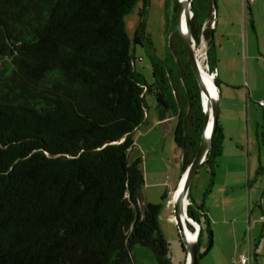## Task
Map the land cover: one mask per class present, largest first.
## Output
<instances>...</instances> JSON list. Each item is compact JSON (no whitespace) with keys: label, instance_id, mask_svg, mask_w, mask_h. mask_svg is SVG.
I'll list each match as a JSON object with an SVG mask.
<instances>
[{"label":"trees","instance_id":"trees-1","mask_svg":"<svg viewBox=\"0 0 264 264\" xmlns=\"http://www.w3.org/2000/svg\"><path fill=\"white\" fill-rule=\"evenodd\" d=\"M137 1L0 0V264H172L160 204L138 203L142 159L129 160L128 151L152 93L158 119H175L182 174L203 111L176 28L169 55H150L152 82L136 71L124 19ZM192 13L191 35L205 37L215 70L212 29H202L212 0H192ZM142 33L141 24L135 44L143 45ZM222 139L218 123L199 165L209 186ZM187 215L199 222L192 201Z\"/></svg>","mask_w":264,"mask_h":264},{"label":"crops","instance_id":"crops-1","mask_svg":"<svg viewBox=\"0 0 264 264\" xmlns=\"http://www.w3.org/2000/svg\"><path fill=\"white\" fill-rule=\"evenodd\" d=\"M216 2L217 8L212 6L211 14L214 19V55L218 57L217 61L215 56V71L220 93L219 125L223 134L222 151L216 160L211 185L209 186L208 173L207 187L202 189L204 191L201 196L195 200L190 193L189 201L193 202V208L199 215L201 212L205 215L204 228L208 230L206 244L209 243V247L203 255L209 256L219 251L220 255L223 254L226 264H235L233 255L245 248L246 197H243L242 186L244 178L248 175L249 197L252 203V236L254 239L259 238L255 244V260L259 264V260H264V230L257 221L259 215L264 214V88L251 86L248 81L246 88L244 85L234 86L227 72L229 61L235 55L240 57V49L242 51L243 46L247 68L250 60H264V29L260 28L252 9V6L264 9V0H254L245 7L241 0ZM234 47H237L236 54L231 52ZM245 89L247 100L244 97ZM244 105L247 115L249 112L246 120H242ZM147 114L149 117L146 111ZM170 120H174L175 125L174 118L156 121L164 124ZM245 144L249 147L247 152Z\"/></svg>","mask_w":264,"mask_h":264},{"label":"rangeland","instance_id":"rangeland-1","mask_svg":"<svg viewBox=\"0 0 264 264\" xmlns=\"http://www.w3.org/2000/svg\"><path fill=\"white\" fill-rule=\"evenodd\" d=\"M252 9L255 13L257 23H259L260 28L262 27L264 29V9L254 6H252ZM124 20L127 35L132 43L135 69L143 75L146 83H151L152 70L150 55L154 54L156 57L163 59L170 53L169 40L175 28L173 0H138L131 12L125 16ZM141 24L143 32L141 41L143 45L133 42L135 31ZM144 37H148L150 40L153 53L146 45ZM231 52L236 54L237 47L232 48ZM245 55V46H243L242 51L240 49V57L235 55L229 61V69L227 72L229 80L234 86L244 85L246 88V82L248 81L251 86L261 89L264 88V60L262 58V61L259 62L250 60L247 68ZM144 104L147 113H149V117L147 114L146 121L140 128L133 132L134 146L128 151L129 160L137 156H140L142 159L141 165L144 183L139 191L140 198L138 203L140 205L141 202L142 205L145 202L160 204L158 222L160 231L168 242V256L172 264H182L184 252L172 212V193L176 186L179 173L185 166V163L182 162L181 149L174 142V120H170L164 124L156 121L158 116L155 110V98L152 93H145ZM242 112V120H246L249 112L247 111V115L245 105ZM260 142L263 146L261 138ZM262 146L261 149L263 150ZM207 178L208 169L203 166L200 167L194 175L189 190L193 199L196 200L201 196L204 191L202 189L207 187ZM246 178H244L245 184L243 183L242 186L244 190L243 197H246ZM165 193L167 197L163 199L162 196ZM187 200H189L188 197ZM189 231L194 234L193 231ZM262 240L264 241V233ZM200 264H226V260L223 258V254L220 255V252L217 251V254L213 252L209 256L203 255L200 259ZM259 264H264V260L263 262L259 260Z\"/></svg>","mask_w":264,"mask_h":264},{"label":"water","instance_id":"water-1","mask_svg":"<svg viewBox=\"0 0 264 264\" xmlns=\"http://www.w3.org/2000/svg\"><path fill=\"white\" fill-rule=\"evenodd\" d=\"M212 6L215 8L216 6L215 0H212ZM184 7H186V11H185L184 27L182 29V13ZM192 15H193L192 0H177L176 10H175V28L178 33L179 41L181 43L185 57L190 65V68L199 86L201 106L203 111V122H202L201 138L197 151L194 157L192 158L191 162L187 165L186 173L184 175L183 173L180 175L179 179L177 180L176 186L173 190L172 212L175 216V224L178 229V234L181 239L182 246L186 251L185 264H200L201 251L199 246V240L197 237L193 241L189 238L188 234L186 233L181 223V215L183 212L188 219L193 220L190 216L187 215V206L184 207L183 202L184 199L188 197L192 180L199 168V165L205 160L206 155L211 147L212 139L219 123L220 93H219V88L215 83L217 88V93L216 95H212V94L210 95L203 81L202 75L200 73L192 47V35L190 31ZM211 36H213V31H211ZM203 94L206 96L208 100L206 104H204L203 102V97H202ZM208 107L211 109V120L209 127H207V122L209 118Z\"/></svg>","mask_w":264,"mask_h":264},{"label":"built area","instance_id":"built-area-1","mask_svg":"<svg viewBox=\"0 0 264 264\" xmlns=\"http://www.w3.org/2000/svg\"><path fill=\"white\" fill-rule=\"evenodd\" d=\"M254 0H241L243 7H245L246 5H249L250 3H252ZM208 25L210 28H213L214 26V19H213V14H212V18L209 19V21H205L202 24V29ZM192 47H193V52H194V56L196 60H200L201 62H203L205 64V66L207 67V69L209 70V66H208V60H207V49H208V43L207 40L205 39V37L200 34L199 39L197 41L194 40V38H192ZM214 77L216 76V71L212 70L211 72ZM245 100H247V91L245 89ZM245 150L247 152L248 150V145L245 144ZM247 160V158H246ZM250 182V177L247 175L246 178V188H245V192H246V226H245V248L243 251H238V253L233 257V262L238 263V264H256L255 262V240L252 236V227H253V219L251 216V207H252V203L250 201V197H249V189H248V184ZM190 203V201L188 200L187 205ZM257 221L264 226V214L259 215V217L257 218ZM198 224V233H199V229L202 227V229H204V226L206 224L205 221V215L204 212L200 213V217H199V222H197ZM197 233V236H198ZM206 238H207V234L206 232H204L203 237H202V242L200 244V251L202 252L205 247H206Z\"/></svg>","mask_w":264,"mask_h":264},{"label":"bare ground","instance_id":"bare-ground-1","mask_svg":"<svg viewBox=\"0 0 264 264\" xmlns=\"http://www.w3.org/2000/svg\"><path fill=\"white\" fill-rule=\"evenodd\" d=\"M185 11H186V7H184L183 13H182V29L184 27V22H185ZM198 63H199L200 73L202 75L203 81H204V83H205V85H206V87H207L210 95L211 94L212 95H216L217 88H216V85H215V82H214V78H215L214 75L207 69V67L205 66V64L203 62H201L200 60H197V64ZM202 97H203L204 104H206L207 101H208L207 98H206V96L203 94ZM208 110H209L208 111L209 118H208V122H207V127H209L210 120H211V109L208 107ZM186 169L183 171V175L186 173ZM187 202H188L187 201V198H185L184 199V202H183L184 203V207L187 206ZM174 218H175V216H174ZM181 223H182V225H183L186 233L188 234L189 238L193 241L196 238V236H197V226H196L197 224H196V222H194L191 219H188L186 217V215L182 212V215H181ZM187 224L191 225L195 229V231H193L194 234L191 233L188 230Z\"/></svg>","mask_w":264,"mask_h":264},{"label":"clouds","instance_id":"clouds-1","mask_svg":"<svg viewBox=\"0 0 264 264\" xmlns=\"http://www.w3.org/2000/svg\"><path fill=\"white\" fill-rule=\"evenodd\" d=\"M212 29V28H211ZM193 38V37H192Z\"/></svg>","mask_w":264,"mask_h":264}]
</instances>
